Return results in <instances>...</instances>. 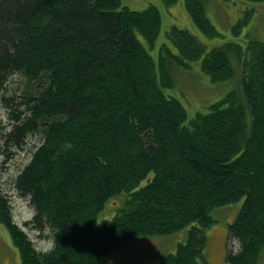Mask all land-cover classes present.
I'll list each match as a JSON object with an SVG mask.
<instances>
[{
  "label": "trees",
  "instance_id": "obj_1",
  "mask_svg": "<svg viewBox=\"0 0 264 264\" xmlns=\"http://www.w3.org/2000/svg\"><path fill=\"white\" fill-rule=\"evenodd\" d=\"M205 1L185 4L200 31L216 38ZM176 2L163 0L166 6ZM253 14V8L245 11L236 34ZM161 25L156 6L135 10L122 0H0V90L9 117L0 139L11 159L29 136H39L15 186L34 209L25 225L41 237L49 229L54 240L50 250L36 249L15 222L0 180V224L21 264H103L130 241L187 227V240L175 253L149 264H200L206 231L217 222L213 211L241 199L229 225L240 248L225 264H259L264 42L246 49L228 43L206 54L194 35L174 27L155 60L140 37L153 48ZM232 51L247 69L241 88L189 116L166 92L176 89L174 71L189 70L206 54L201 69L210 82L230 80ZM16 74L23 82L8 95ZM122 193L124 205L98 223L106 204Z\"/></svg>",
  "mask_w": 264,
  "mask_h": 264
},
{
  "label": "rangeland",
  "instance_id": "obj_2",
  "mask_svg": "<svg viewBox=\"0 0 264 264\" xmlns=\"http://www.w3.org/2000/svg\"><path fill=\"white\" fill-rule=\"evenodd\" d=\"M122 3L135 10H144L151 5L156 6L162 16L161 32L151 48L147 41L140 37L141 42L149 53L158 60L159 48L167 43V33L172 28H178L190 32L197 41L206 49V54L211 50L235 43L246 49L252 42H264V0H206L207 16L220 36L207 37L193 22L185 4V0H177L171 6H166L163 0H122ZM253 8L254 14L249 25L245 26L239 34L234 32L237 22L243 18L247 9ZM173 45V44H171ZM173 47V46H172ZM205 54V55H206ZM205 55L199 60L191 62L189 70L177 68L174 71L177 86L176 89H167L166 92L177 96L185 106L189 116L207 109L213 102L224 98L230 90L241 88L246 67L243 65L244 58L235 52L229 53V60L234 69V76L220 83L210 82L209 77L203 73L201 66ZM23 82L20 74L11 78L8 95L13 90H18ZM175 94H174V93ZM11 93V94H10ZM177 94V95H176ZM9 117L2 101L0 90V125H8ZM10 127V126H9ZM9 130V129H8ZM40 144L39 136H29L23 150L11 151L12 158L8 156L3 141L0 139V180L4 194L10 199L15 222L28 234L39 251H48L54 245V240L45 230V236L25 225L34 216V209L29 199L19 196L15 186V180L21 170L29 163L32 154ZM114 198H121V203L116 205ZM112 198L97 218L98 223L109 220L116 215L124 205V194ZM244 199L216 208L213 216L217 222L206 231L207 242L204 248V260L200 264H225L227 254L238 252L239 242L229 236V225L232 224L243 206ZM191 227L167 236H158L151 239H139L130 241L115 250L109 259L103 264H149L163 255L175 253L178 244L187 240ZM105 259V258H104ZM103 259V260H104ZM0 264H21L17 248L13 245L6 228L0 224ZM259 264H264V253Z\"/></svg>",
  "mask_w": 264,
  "mask_h": 264
}]
</instances>
